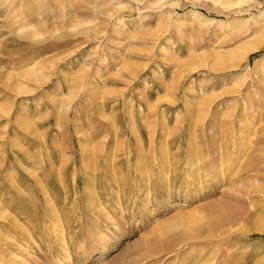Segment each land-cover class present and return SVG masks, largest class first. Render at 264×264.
<instances>
[{
	"label": "rangeland",
	"instance_id": "374dc122",
	"mask_svg": "<svg viewBox=\"0 0 264 264\" xmlns=\"http://www.w3.org/2000/svg\"><path fill=\"white\" fill-rule=\"evenodd\" d=\"M225 1L0 0V264H264V0Z\"/></svg>",
	"mask_w": 264,
	"mask_h": 264
},
{
	"label": "bare ground",
	"instance_id": "6f19581e",
	"mask_svg": "<svg viewBox=\"0 0 264 264\" xmlns=\"http://www.w3.org/2000/svg\"><path fill=\"white\" fill-rule=\"evenodd\" d=\"M231 2H232V1H231ZM231 2H230L229 0H226V1L224 2V4H229V3H231ZM249 44H250V43H249ZM250 46H252V45H249V47H250ZM247 47H248V46H247ZM249 47H248V48H249ZM248 48H247V49H248ZM250 48H251V47H250ZM244 49H245V48H244ZM245 51H246V49H245ZM245 51H244V54L246 53ZM261 222H262V224H264V219H262ZM262 224H260V225H262ZM262 227H263V225H262L258 230L264 232V227H263V228H262Z\"/></svg>",
	"mask_w": 264,
	"mask_h": 264
}]
</instances>
